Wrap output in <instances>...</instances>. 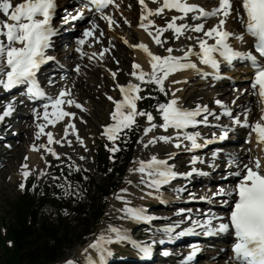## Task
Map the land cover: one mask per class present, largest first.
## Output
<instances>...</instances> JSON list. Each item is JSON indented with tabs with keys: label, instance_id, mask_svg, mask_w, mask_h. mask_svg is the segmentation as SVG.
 <instances>
[{
	"label": "snow or ice",
	"instance_id": "obj_1",
	"mask_svg": "<svg viewBox=\"0 0 264 264\" xmlns=\"http://www.w3.org/2000/svg\"><path fill=\"white\" fill-rule=\"evenodd\" d=\"M88 2L94 6L97 13H100L101 18L107 21L109 27L115 23L113 17L104 12V9L109 5L118 7V5H115V0H88ZM154 2H158V0H154ZM139 3L142 8L139 26L148 31V34L157 45L163 46L164 41L160 39V36L169 29L173 31L177 39L185 31L203 32L205 38L196 37L199 51L194 50L193 47H187L186 50H183L182 56L172 55L174 51L172 47L166 49L167 55H158L151 52L148 46L143 43L133 45V47L139 48L147 54L151 70L145 72L140 64L134 62L131 75L139 83L129 81L126 85L117 84L116 87L119 88L122 98L115 100L111 96L107 97L114 104V110L110 113L112 123L104 126L102 133L113 143V146L108 148V150L112 153L119 151V146L115 144V141L121 135L127 138L128 133L132 131L134 126L139 128L136 120L138 116L146 117V126L143 128L142 133L144 136H147L150 131L156 128H161L165 132L169 128L175 130L173 136L160 135L150 137L147 143L144 144L145 147L157 142H163L172 143L177 149L182 146L188 150L200 148L202 146L198 142L200 134L185 130L189 127L195 128L200 124H207L208 115L216 114L211 112L207 105L197 104L195 108L191 109L183 107L179 103V98L176 97L175 92H172L170 99L166 102H157L155 106L162 119V122L157 124L154 122L155 117L151 112L137 108V102L146 98L140 95L143 91L142 86L154 84L156 86L155 90L168 96L169 91L165 88L164 82L177 71L193 70L205 77L212 75L214 78H222L220 73L221 61L232 65L233 61L239 60L246 62V66L253 70L249 87L252 89V94L258 97L261 104L260 118L253 123H249L248 114L251 109H248L243 114L244 119L241 120L240 117L233 116L231 110L222 100L217 99L214 102L222 109L225 115L232 119L233 123L250 129L249 136L254 133L258 146L264 151V60L258 59V57L264 58V0H240L237 6V18L244 24L245 33L254 38L253 49L247 51L234 49L230 43V38L239 41L241 44L245 43V33L229 32L223 27L226 23V18L234 10L233 0H219V5L211 10H206L197 4L188 3L187 0H163L160 6L155 9L148 8L145 0H139ZM56 8L55 0H21L20 3L15 5L11 0H0V14L6 18L0 20V88L9 91L18 86H25L30 98L33 101H40L39 106L33 108L34 117L38 121L36 124L38 129L36 138L39 139L41 134H45L49 145L53 143V134L51 132L45 133L46 125H55L57 121L62 120L64 117H75L76 115L67 111L64 107L65 105L75 106L82 111H86L82 104L72 98L70 89L62 88L58 94L54 96L48 95L37 80V73L41 66L49 61H55V57L48 55L47 50L52 47L51 38L57 35V29L52 24L56 15ZM165 9H175L181 15L173 16L172 20L167 22L163 28L156 26L155 34H153L149 29L154 25V22L148 17L159 15ZM188 13H192L193 20L201 22L196 24L176 23L177 20H184ZM212 17L221 18L215 26L205 30V21ZM78 18L83 19V13L79 10H77L75 16H64L61 19L62 21H67ZM125 23H128V21L125 20ZM98 27L93 20L92 27L84 30V38L79 40V44L83 45L86 38L93 37L95 35L94 30ZM101 35H103L102 32ZM208 39L213 40L214 43L209 44ZM77 51H81V49L78 48ZM104 51H108V49ZM194 55L201 64L212 69V72L207 73L199 68L197 63L191 59ZM102 57L103 53H101ZM89 59H92V57L90 56ZM56 63L58 65L59 62L57 61ZM74 70L79 73V66L77 65ZM112 76L115 78L116 73L112 72ZM180 82L172 81V83ZM48 83L53 84L54 80L49 79ZM148 98L156 99L151 94H149ZM41 108L43 109L42 112ZM13 110L14 101L7 103L3 110L0 111V122L9 116ZM70 127L75 131L74 124H70ZM65 131L67 133V129ZM227 132L228 130L224 129L221 138L227 136ZM77 140L83 145V140L78 135ZM184 141H188L189 144L185 145ZM125 142H127V139ZM140 142L143 143L142 140ZM56 143H60V141H56ZM68 144L71 145V141H68ZM9 147L11 146L9 145ZM40 147L46 148L47 152L59 159V154L54 149L47 147V145H40ZM105 147L107 148L108 146L105 145ZM32 148L33 150H38L35 144L32 145ZM213 155L215 156V154ZM171 158L169 157V159ZM81 159H84V157H81ZM191 162L193 164L197 163L198 158L194 157ZM134 163L137 164V167L130 168L129 171L140 173V183L149 189L147 195L161 201L164 199L160 195L162 186L169 184L173 179L190 177L193 173L207 175V173H203L195 167L189 172H178L174 170V165L168 163L167 159H159L155 155L148 160L134 161ZM228 163H236V158H230ZM22 168L25 169L22 173L23 176L25 178L28 177L30 173L26 170L27 165H22ZM43 174L42 172L41 175ZM232 175L238 177L234 187L227 192L221 188L218 193L214 194L230 198L233 205L230 209L228 222L219 223L215 230L225 233L229 232L230 229L232 230L234 242L231 249L233 256L230 259V264H264V161L258 156L250 157L248 162L244 163L242 167L237 164V171L232 173ZM127 183L131 184L132 182L127 181ZM19 187L23 190L25 187L24 183H21ZM119 191L127 193L128 189L121 188ZM177 191H180V189ZM65 194H68L67 189H65ZM116 199L121 200L124 204V207L118 210L123 213L120 219H128L134 222H150L153 219L152 216L147 214L146 208L130 206L131 202L127 200L126 196L116 194ZM227 202V200L224 201V203ZM213 219H216V217H207L204 223L193 221V225L212 231L211 224ZM173 230V227L170 226L163 231L169 234V238H171L170 234ZM188 231H192V229H188ZM178 235H184V233L181 232ZM123 242L129 243L144 256H149L151 253L149 245L133 240L127 230L109 224L84 249L85 253H89V249H91L96 254L95 257L91 254L86 255L85 264H109V258L113 255L109 246L113 243ZM163 242V240L160 241V243ZM197 251L198 249L194 247L187 260L191 261ZM164 254L168 255L167 252ZM66 264H74V262L67 261Z\"/></svg>",
	"mask_w": 264,
	"mask_h": 264
},
{
	"label": "rangeland",
	"instance_id": "obj_2",
	"mask_svg": "<svg viewBox=\"0 0 264 264\" xmlns=\"http://www.w3.org/2000/svg\"><path fill=\"white\" fill-rule=\"evenodd\" d=\"M124 8L126 11H130L129 7H127V3L122 5V1L119 2V7ZM62 15V14H61ZM136 17L134 16L133 21L128 25L126 23L120 22L118 26L115 27L114 30L104 32L103 35H101V32L99 33L100 41L102 37H106V44L111 46V52L113 49V46L115 45L118 52H114L117 54L116 56H120L119 59H117L114 56H111V53L108 54L107 51H100L99 49L94 50L99 57H101V53L104 55L108 54L107 57H105L101 62L92 57V59H86L85 57H90V53L92 51L90 49H87L82 56H80V60L77 58L76 63H82L80 68V72L77 73L75 71H72L71 73L75 77L77 74L80 75V79L84 80L83 83L80 85H77L80 89L79 92L83 90H88L90 93L88 96L82 95V92L78 94L79 96V102L84 106L86 111H83V113L79 112L81 117L75 121L72 122L71 120H68L67 122L60 123L57 125L58 132L55 130L56 134L58 133L59 136L55 139L60 138V142L62 143V139L66 141L68 138L62 137L63 134L70 128V124H74L75 127L78 126V130L75 133V135H71L69 137L68 141H72L71 145H63L61 144L59 147H55L54 151L59 154V159L54 157L51 153L44 151V148L40 147V145H46L45 141L39 140L34 143V141L30 142L28 140L27 142L25 139L28 137L35 139L33 136L34 129L36 127L37 122L35 121V118L30 117L27 120V123H31V126L28 124V127L30 126V130H23L21 132L19 139L17 140L16 144H19L21 142V146L24 147L18 157L13 156L11 158L12 151L6 150L5 156L9 155V161L12 159V163L14 166L15 171L12 173H7V175H3L2 179H0V228H1V219L7 218L11 219V216H8V210H9V202L16 200L23 192L24 189L21 190L19 185L21 183H24V185H27L31 181L35 182V185L39 187L40 192L44 193L45 191H48V193H54L55 191L59 190L62 193V196L64 198L63 203V210L61 209L59 211V214L63 213L64 209L68 207V203L72 204V207L69 208L70 211L74 210V206L76 204H80L82 197L84 193H79V189L77 187H74L70 184L69 180L67 179V176L65 175L66 167H75L76 169H82L84 172L88 173L89 175H95L96 170V154L97 151L100 149V147L103 144H112L111 141H109L106 136L102 135L104 131V126L112 123L110 118V113L114 110V104L112 101L107 99L108 96L113 97L115 100L119 99L118 94L119 91L116 88L117 84H127L129 81H131V78L133 76L131 75V72L133 69L131 68V62L136 61L138 62L137 55L133 53V50L130 48L132 45H136L138 41L141 40L142 37H139L135 32V23H136ZM170 18L165 19H159L157 22L161 28H163L166 24V22ZM131 25V26H129ZM134 27V28H133ZM106 33V34H105ZM190 35H188L189 37ZM111 37V38H110ZM127 41V43H125ZM166 46L164 48H159V46L156 48V54L158 55H167L166 49L168 47H172L174 49V52L172 55L181 56L183 54V50L187 49V46L190 44L189 42L186 45H182V39H173L172 35L168 31H164V37L162 39ZM175 41V42H174ZM179 41V42H177ZM186 41V40H185ZM188 41V39H187ZM97 44V42L95 43ZM114 44V45H113ZM71 45V44H69ZM193 46V45H192ZM191 46V47H192ZM151 47V46H150ZM65 49V47H62V49ZM123 52H119V51ZM89 52V54L87 53ZM73 57V56H72ZM102 57V58H103ZM82 58V59H81ZM115 58V59H113ZM121 58V59H120ZM137 58V59H136ZM140 60V58H139ZM143 61V59L141 58ZM140 60V62H141ZM86 63H84V62ZM118 61V63H117ZM75 63V64H76ZM85 65V66H83ZM74 67V64L72 65ZM71 67V68H72ZM85 67V68H84ZM82 68V70H81ZM150 66L145 69L144 71H148ZM93 70L94 73H92ZM241 70H245V68L241 67ZM108 71V72H107ZM188 71V70H186ZM185 71V72H186ZM75 72V73H74ZM112 72L116 73L115 78L112 76ZM84 76V77H83ZM181 77H190L188 75H182L181 71ZM199 76H195L193 79H190L189 84H185V90L183 92H180L179 90L183 88V83H172L173 80L176 81H182V79H179L180 77L175 76L173 79L171 78L170 82H167V85L165 86L166 89H168L169 94L168 96H165L161 93V97L164 99H170L172 92H175V90L180 92V95L185 101V105H194V104H212L213 103V95L211 93H203V95L199 96V93L196 94L197 88H202L204 85H202L203 82L198 78ZM201 81V82H200ZM199 82V83H198ZM201 83V84H200ZM176 84V85H175ZM75 85V84H74ZM183 85V86H179ZM76 86V85H75ZM81 86V87H80ZM145 90L152 89L153 87L156 88L154 84H149L146 86H142ZM225 88V87H224ZM229 89H232L231 87H228ZM187 90V91H186ZM199 92L202 90L197 89ZM208 91V90H206ZM77 91L74 92L75 100L78 99ZM87 92V91H86ZM218 92H221L220 90ZM4 93V90L0 88V94ZM228 93V92H227ZM175 94H177L175 92ZM192 94H194L192 96ZM231 94L229 92L226 95ZM223 97H225V94H222ZM208 98H210V101H208ZM219 98V97H218ZM228 99V97H227ZM139 101L137 102L138 105ZM88 106H87V105ZM184 104H182L184 106ZM65 109H67L68 105L64 106ZM185 107V106H184ZM187 108V107H186ZM77 115V114H76ZM139 117V116H138ZM42 122V121H41ZM162 119L159 115V122H155L157 124L161 123ZM57 123V122H56ZM55 123V124H56ZM33 124V125H32ZM50 124H47L46 127ZM55 126V125H53ZM201 127H199V131ZM26 129V128H25ZM46 130H49V128H46ZM70 133V132H69ZM78 133V134H76ZM152 136H160V135H169L173 136L171 132L167 133L161 128H156L149 132ZM149 134V135H150ZM77 135L83 140V145L77 140ZM43 137L45 138V135L43 134ZM23 138V139H22ZM71 138V139H70ZM74 138V139H73ZM37 140V139H35ZM47 140V139H45ZM145 141V140H144ZM144 141L141 143L140 141L137 143L135 147V161L139 160H148L151 156L155 155L159 159H169L170 156L174 154V148L172 147L171 143H163V142H157L156 144H150L148 147L144 146ZM116 142V141H115ZM36 145L39 154H32L34 156V161L31 162V160H27V163H25V157L29 155V148H32V145ZM62 146L64 148L62 149ZM66 148V149H65ZM33 149V148H32ZM87 149V150H85ZM173 152V153H172ZM47 155V156H45ZM81 157H84V159H81ZM170 160V159H169ZM27 164V170L30 171L28 177H24L22 174V169H19L21 166V163ZM47 162V163H46ZM9 163V162H8ZM182 164L181 161H178V163L172 164L177 166ZM23 164V165H24ZM5 168L4 173L7 169H9V164ZM96 165V166H95ZM137 167V164L134 163V166L132 168ZM44 173L41 175V173ZM141 180V174L138 172H129V174L126 177V182L122 188H127V193H121L118 191L116 194L126 196L127 200L131 202L130 206L132 207H144L147 210V214H150V211L153 210V212H156L157 210L154 207V204L148 201L142 200L141 195L139 193H133L131 190L132 188L138 187L139 189L147 190L145 186L140 183ZM127 181H131L132 183L129 184ZM13 182V184H12ZM65 189L68 190V194H65ZM88 191L90 189L88 188ZM90 194V193H89ZM116 194H114L106 209H105V216L101 223H99L97 226L91 229L92 233L91 235L87 236L88 242L79 245L76 247H66L65 250H63L61 253L63 254V258L70 259L73 258L75 260H85L86 254H83L84 249L88 246V244L95 239L96 235L100 233V231L105 230L109 224L119 227L122 229H125L129 232L130 236L133 238L135 235H142L141 237L144 239H153L158 240L161 239L160 235L157 234V232L149 231L147 229H136L137 223L128 219H120V216L123 215L119 209H122L124 207V204L121 200L116 199ZM85 196V194H84ZM174 196V195H173ZM179 199V198H176ZM56 207H54L51 203H48L46 206V212H54ZM66 211V209H65ZM169 213L163 212L161 209L160 211H157L155 214L158 217V215H162L160 218L163 219V221L156 222V226L160 227L162 223L166 221L164 218H173L175 211L174 210H165ZM200 211V210H199ZM63 217H66V219H69V221H72L70 219H73L72 216L66 215L65 213L62 214ZM66 215V216H65ZM153 215V214H152ZM150 215V216H152ZM153 217V216H152ZM159 220V219H158ZM78 235V234H76ZM152 241V240H151ZM112 247H115V249H119L121 246L119 243H113L111 244Z\"/></svg>",
	"mask_w": 264,
	"mask_h": 264
},
{
	"label": "trees",
	"instance_id": "obj_3",
	"mask_svg": "<svg viewBox=\"0 0 264 264\" xmlns=\"http://www.w3.org/2000/svg\"><path fill=\"white\" fill-rule=\"evenodd\" d=\"M153 106V103H148L145 108ZM139 130L140 126H134L127 138L122 135L118 142L119 151L114 155L109 153L108 147H101L97 153L96 178L81 169L67 174L72 185L80 190L79 193L85 194L73 211L69 210L71 203L63 211L66 215L74 216L70 219L72 221L63 217V213L59 214L63 210L64 200L58 191L41 194L36 187L32 193L28 187L16 200L9 202L7 215L11 219H1L0 264L56 263L63 259L61 252L66 247L87 242L91 229L101 223L110 196L123 183L133 159ZM48 203L56 207L54 212H46Z\"/></svg>",
	"mask_w": 264,
	"mask_h": 264
},
{
	"label": "bare ground",
	"instance_id": "obj_4",
	"mask_svg": "<svg viewBox=\"0 0 264 264\" xmlns=\"http://www.w3.org/2000/svg\"><path fill=\"white\" fill-rule=\"evenodd\" d=\"M130 1H133V0H130ZM138 1V3H137V5H138V7L140 8V10L142 11V8H141V5H140V3H139V0H137ZM11 2L15 5V4H17V3H20L21 2V0H11ZM71 3V1L69 0V1H67V4H70ZM146 4H147V6H148V8H151V7H155V8H157L158 7V5H156V4H154V3H148V2H145ZM206 3H212V0H203V2H202V6L204 7L205 6V4ZM65 4V3H64ZM63 4V5H64ZM63 5H61V7L63 6ZM205 8V7H204ZM62 10H64V9H62ZM64 12V11H63ZM121 13H122V16H124L125 17V20H127L128 21V23L130 24V22L133 20V18H134V16L136 17L137 16V14H136V12H134V10L131 8V10L130 11H122V9H121ZM61 14V13H60ZM62 15H64V13H62ZM232 19V18H231ZM129 26H131V25H129ZM239 25H237V24H233V27H231V30H233V31H237L236 30V28L238 27ZM134 28V27H133ZM151 31V30H150ZM153 32V31H152ZM134 33H136L139 37H142L141 39L142 40H144V43L146 42L145 40L146 39H148V48H149V50L151 51V52H153L154 54H156V48L154 47V45L153 44H155V43H153V42H155L153 39H152V37L148 34V31L147 32H141V31H138V30H135V32ZM235 33V32H234ZM243 33H245V27H244V25H243ZM106 34V33H105ZM153 34H155L154 32H153ZM246 34V33H245ZM97 36V34H95L93 37H90V41L91 42H93V41H95V37ZM68 38H69V36H68ZM111 38V37H110ZM183 41H185V39L183 40ZM106 45V41L104 40V41H102V43L100 44V48H102L103 46H105ZM114 45V44H113ZM80 47L82 46V45H79ZM151 46V47H150ZM93 47V46H92ZM91 47V48H92ZM114 47H116L115 45L113 46V49H112V52H111V56H114V57H116L117 59H119V57H121L120 56V54H119V56H116L117 54H115L114 52H118L117 50H115L116 48H114ZM131 49L133 50V53H135L136 55H137V58H138V63L141 65V67H142V69H143V71L145 70V69H147L149 66H150V64H149V57L147 56V54L143 51V50H138V49H133V46H131ZM120 53L121 52H123L122 50L121 51H119ZM72 59L74 58V56H75V53H74V51H72ZM136 58V59H137ZM139 58H140V60H141V58L143 59V61L141 60V62H140V60H139ZM113 59H115V58H113ZM121 59V58H120ZM194 62H196L197 63V65H198V67L199 68H201L200 67V62H199V60H198V58H196L195 60H193ZM72 62V60H69L68 61V63H71ZM82 62H84V61H82ZM84 63H86V62H84ZM79 64V66H81L82 65V63L80 62V63H78ZM76 66V65H75ZM83 66H85V65H83ZM234 67H236V66H234ZM240 67H242L243 68V66H240ZM85 68V67H84ZM245 68V67H244ZM204 72H207L208 73V71H207V69L206 68H201ZM81 70H82V68H81ZM84 70V69H83ZM82 70V71H83ZM151 69L149 68V70L148 71H150ZM238 72H237V74H240V76H236V78L234 79V80H236V81H238V82H240V83H243L244 81H250V79H251V77H252V72H253V70L249 67H247L245 70H241V68H237L236 69ZM92 73H94V71L95 70H93L92 69ZM148 71H145V72H148ZM80 72V71H79ZM244 73H246L245 75V77H244V75H242L241 76V74H244ZM177 76H179L180 78L179 79H182V83H183V81L184 82H186V80H188L189 78H191L192 76L194 77L195 75L196 76H198V75H200V74H198L197 72H195V71H193V70H188V71H182V75H188V76H190V77H187V78H185V77H181V71H177ZM237 74H235V75H237ZM233 75V74H232ZM74 75L72 74V73H70V75H68L66 78H65V76L62 78V80H61V82L60 83H64V82H66V80L68 79H70L71 80V82H73V83H75L76 84V86H75V88H74V92L75 91H77V92H79L78 90L80 89L77 85H80L81 83H83L84 82V80H82V79H80V75L79 74H77L75 77H73ZM202 76V75H201ZM227 76V77H226ZM231 75H230V72H228V73H226V74H224V75H222L221 77L222 78H224V80H226L227 78H229ZM84 77V76H83ZM199 78V77H198ZM222 78H212L213 79V81H215V82H219V83H225V81L224 80H221ZM192 79V78H191ZM200 79V78H199ZM171 80V79H170ZM170 82V81H169ZM201 82V81H200ZM85 83V82H84ZM181 83V82H180ZM199 83V82H198ZM202 83V82H201ZM200 83V84H201ZM177 84V83H176ZM175 84V85H176ZM179 86H183V85H179ZM81 87V86H80ZM219 88V87H218ZM198 89V88H197ZM61 90V89H60ZM87 91V92H86ZM219 89H217V90H213V91H211L210 93H211V95H213V100L214 99H219V100H222L223 102H225V105L229 108V103H227V97L228 96H225V97H223V95L222 94H218L219 92ZM220 91H221V89H220ZM232 91V90H231ZM82 92V95H85V96H88L89 95V91L88 90H85L84 88H83V90L82 91H80L79 93H77V95L76 96H78V94H80ZM181 92V91H180ZM179 92V93H180ZM197 93L196 94H198L199 93V96H201V95H203V92L202 91H196ZM234 94V98H236L237 96H239V94H240V91H236V92H234L233 93ZM194 94H192V96H193ZM246 97L244 98L243 96L242 97H240V98H238L237 99V102H235V104L233 105V106H236L237 107V105H239V104H243V106H244V111L243 110H241L240 108L239 109H237L238 111H241L243 114L248 110V109H251V112H250V116L251 117H253L252 115H255V113H256V106H255V104L253 103L255 100H256V96L255 95H253L252 94V89L249 87V89L246 91ZM219 97V98H218ZM244 98V99H243ZM78 99H80L79 98V96H78ZM232 98L230 97L229 98V100L231 101V103L233 102V100H231ZM240 100L241 101H244V100H247V101H249V103H241L240 102ZM208 101H210V98H208ZM87 105V104H86ZM88 106V105H87ZM217 109H220V107H214V106H212V112H214L215 110H217ZM230 110H231V108H229ZM43 111V109H41V112ZM242 114V116H244ZM32 115H34V114H32ZM252 119H254V117L252 118ZM18 124H20V125H22V123L21 122H17ZM28 124L31 126V123H29L28 122ZM33 125V124H32ZM30 126L28 127V125L27 126H25L24 128H23V130L25 131V130H30ZM26 128V129H25ZM1 129V128H0ZM23 130L21 131L20 130V133L19 134H21V132H23ZM78 130V128L74 131V132H76ZM53 134H54V136H56L57 134H56V132H55V130L53 131ZM75 135V133H71V135ZM19 137H20V135L18 136V139H19ZM151 136H144L143 135V137H142V139L144 138V140L145 141H148L149 140V138H150ZM34 138L35 139H37L35 136H34ZM40 138H42V137H40ZM23 139V138H22ZM35 139H32V138H30V137H28L27 139H25V141L27 142L28 140H30V142H32V141H34V143L36 142V141H39L40 139H37V140H35ZM43 139V138H42ZM71 139V138H70ZM68 140V139H67ZM67 140L66 141H64V139H62V143L60 142L59 143V145L60 144H65V145H68V142H67ZM247 140L248 141H251V143H253V138H251V137H248L247 138ZM56 141H60V138H58V139H55L54 138V140H53V143H56ZM22 144H21V142L19 143V144H16V146H15V148H14V150L12 151V156H11V158H13V156H15V157H18L19 156V153H20V151L24 148V147H22L21 146ZM174 148V151H176L177 150V148H175V147H173ZM247 146L245 147V149H246V151H247ZM66 149V148H65ZM29 155L27 156V160H31V162H33L34 161V156L32 155V154H37V152H35L32 148H29ZM197 155H199V154H197ZM181 158V157H180ZM179 158V159H180ZM9 169H7L6 170V172L4 173V176L5 175H7V173L9 174V173H12V172H14L15 171V169H14V166H13V163H12V159H10V161H9ZM179 172V171H178ZM178 179H185V180H187L186 178H183V177H178ZM184 183H185V181H184ZM12 184H13V182H12ZM191 186H192V183H191ZM132 191H133V193H139L140 195H141V198H144L145 200H148V201H153V202H156V204H159V202H160V199H157V198H154V197H152V196H148L147 194H146V192L145 191H143V190H139L138 188H132L131 189ZM191 191H193V189H190ZM210 196V195H209ZM163 197V196H162ZM151 198V199H150ZM164 199H165V197H163ZM180 201V200H179ZM162 202V201H161ZM171 202V200L170 201H167V203H170ZM162 215H158V217H161ZM193 222V221H192ZM173 240V239H172ZM171 240V241H172ZM83 254H86L84 251H83V253H82V255ZM88 254H91L92 256H94L95 255V252L93 251V250H91V249H89V253H87L86 255H88ZM227 264H230V259L228 258V263Z\"/></svg>",
	"mask_w": 264,
	"mask_h": 264
}]
</instances>
